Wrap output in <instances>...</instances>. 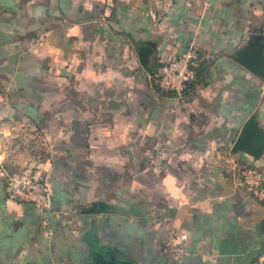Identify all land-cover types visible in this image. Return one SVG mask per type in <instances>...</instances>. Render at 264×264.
I'll use <instances>...</instances> for the list:
<instances>
[{
  "label": "crops",
  "instance_id": "0c3cea01",
  "mask_svg": "<svg viewBox=\"0 0 264 264\" xmlns=\"http://www.w3.org/2000/svg\"><path fill=\"white\" fill-rule=\"evenodd\" d=\"M147 43L152 69L196 46L202 82L157 94ZM251 46L264 0H0V264H254L264 205L238 168L264 155L232 154L251 117L264 134ZM3 168L47 179L50 213L10 200Z\"/></svg>",
  "mask_w": 264,
  "mask_h": 264
},
{
  "label": "built area",
  "instance_id": "2783aa9c",
  "mask_svg": "<svg viewBox=\"0 0 264 264\" xmlns=\"http://www.w3.org/2000/svg\"><path fill=\"white\" fill-rule=\"evenodd\" d=\"M203 61L199 49L191 47L187 52L167 64H160L151 75V80L162 91L173 93L177 98H183L187 86L196 80L197 68ZM239 186L255 202L264 205V169L254 166L238 168ZM5 192L10 200L19 203H30L40 208L46 215L52 208V192L47 179L31 170L22 173H12L2 169ZM263 230H264V225ZM254 264H264V245L258 252Z\"/></svg>",
  "mask_w": 264,
  "mask_h": 264
},
{
  "label": "water",
  "instance_id": "95a60500",
  "mask_svg": "<svg viewBox=\"0 0 264 264\" xmlns=\"http://www.w3.org/2000/svg\"><path fill=\"white\" fill-rule=\"evenodd\" d=\"M155 45L147 43L139 49V59L142 67L149 75L153 74L151 67ZM235 59L248 71L264 78V54L260 47L251 46L236 53ZM247 154L254 160H260L264 155V134L259 128L256 117H251L244 125L232 149V154Z\"/></svg>",
  "mask_w": 264,
  "mask_h": 264
},
{
  "label": "trees",
  "instance_id": "16d2710c",
  "mask_svg": "<svg viewBox=\"0 0 264 264\" xmlns=\"http://www.w3.org/2000/svg\"><path fill=\"white\" fill-rule=\"evenodd\" d=\"M158 68V66L153 69V73L156 71V69ZM207 70V64L205 61H202L199 65V67L197 68V77L196 80L191 82L188 86L187 89L183 92V97H185L187 94H189L190 92L194 91L195 88L200 84V82H202V78L204 77L205 73ZM153 86H154V90L156 91L157 94H159L162 97H176V95H174L173 93H167L164 92L162 90H160L154 83V81L152 80Z\"/></svg>",
  "mask_w": 264,
  "mask_h": 264
},
{
  "label": "clouds",
  "instance_id": "9594fccd",
  "mask_svg": "<svg viewBox=\"0 0 264 264\" xmlns=\"http://www.w3.org/2000/svg\"><path fill=\"white\" fill-rule=\"evenodd\" d=\"M88 75H92V73H88ZM104 77H101L103 79ZM164 187L166 188L167 192L171 193L173 197L178 200H184L183 195V188L177 187L178 181L175 177L169 175L163 182ZM10 207L15 208V205H10Z\"/></svg>",
  "mask_w": 264,
  "mask_h": 264
},
{
  "label": "rangeland",
  "instance_id": "374dc122",
  "mask_svg": "<svg viewBox=\"0 0 264 264\" xmlns=\"http://www.w3.org/2000/svg\"><path fill=\"white\" fill-rule=\"evenodd\" d=\"M13 144H11V146H10V148L12 147L13 149V151H12V155H16L17 153H18V151H22V146H20V145H18L19 143H20V141H19V138H15L14 140H13ZM18 145V146H17ZM39 146V145H38ZM37 148V147H36ZM36 152H34L33 151V153H38V152H40L41 150H40V147H39V149L37 148L36 150H35ZM17 152V153H16ZM42 152V151H41ZM27 170V168H23V170H20V171H11V170H8V171H10V172H12V173H22V172H25Z\"/></svg>",
  "mask_w": 264,
  "mask_h": 264
}]
</instances>
